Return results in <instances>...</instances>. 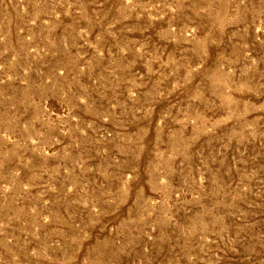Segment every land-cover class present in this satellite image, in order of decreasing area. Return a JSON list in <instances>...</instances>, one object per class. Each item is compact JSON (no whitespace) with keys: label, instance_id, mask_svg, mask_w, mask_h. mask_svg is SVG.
<instances>
[{"label":"rangeland","instance_id":"rangeland-1","mask_svg":"<svg viewBox=\"0 0 264 264\" xmlns=\"http://www.w3.org/2000/svg\"><path fill=\"white\" fill-rule=\"evenodd\" d=\"M0 264H264V0H0Z\"/></svg>","mask_w":264,"mask_h":264}]
</instances>
